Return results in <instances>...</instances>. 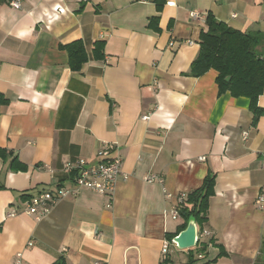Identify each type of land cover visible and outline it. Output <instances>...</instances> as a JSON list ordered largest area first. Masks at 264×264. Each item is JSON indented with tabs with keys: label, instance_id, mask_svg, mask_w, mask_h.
<instances>
[{
	"label": "crops",
	"instance_id": "0c3cea01",
	"mask_svg": "<svg viewBox=\"0 0 264 264\" xmlns=\"http://www.w3.org/2000/svg\"><path fill=\"white\" fill-rule=\"evenodd\" d=\"M162 1L157 10L152 0H0V264L17 254L19 264H256L264 90L255 119L248 99L219 95L214 70L197 78L189 70L208 14L264 33V0ZM76 41L87 55L78 71L63 48ZM108 142L123 164L112 194L81 190L44 218L21 213L26 196L70 189L63 165L96 166ZM13 161L25 169L12 170ZM151 175L162 182H147ZM207 175L208 248L178 250L169 237L186 224L170 211Z\"/></svg>",
	"mask_w": 264,
	"mask_h": 264
},
{
	"label": "trees",
	"instance_id": "16d2710c",
	"mask_svg": "<svg viewBox=\"0 0 264 264\" xmlns=\"http://www.w3.org/2000/svg\"><path fill=\"white\" fill-rule=\"evenodd\" d=\"M152 1L159 10L163 1ZM156 21V17L150 18L149 26L156 29ZM205 25L206 31L202 32L199 38L200 53L191 64L189 75L197 78L209 70H214L217 73L215 79L219 95L229 94L234 98L248 99L250 110L256 119L261 114L256 104L257 99L264 90V33L239 32L217 21L211 14L206 16ZM63 48L67 52L70 68L75 71L80 70L87 61L82 42L76 41ZM101 48V43L94 44L95 57L100 58ZM5 104L6 100L0 94V106ZM15 163V161L11 163L12 170L25 169L24 166ZM213 183L214 176L207 175L202 185L189 193L179 208V216L185 220L186 226L188 219L194 218L198 233L204 231L203 225L206 223L209 198L213 195ZM23 199L25 201L29 197L26 196ZM173 238L169 237V240ZM196 243V246L188 251L203 254L208 245L200 243V240ZM209 244H213V241H210ZM199 245L201 247L197 249ZM223 254L220 253V255ZM194 257L191 254L189 259L193 260ZM56 264H64V262L59 261ZM256 264H264V239H262Z\"/></svg>",
	"mask_w": 264,
	"mask_h": 264
},
{
	"label": "built area",
	"instance_id": "2783aa9c",
	"mask_svg": "<svg viewBox=\"0 0 264 264\" xmlns=\"http://www.w3.org/2000/svg\"><path fill=\"white\" fill-rule=\"evenodd\" d=\"M170 4L173 5L171 2L168 3V5ZM11 6L14 8H19V4L16 1H12ZM190 17L192 19H198L199 15L196 13H191ZM189 44L192 43L189 42ZM146 118L147 117H144L143 119L145 120ZM246 137V133H243L244 140ZM115 149L116 147L113 143H102L99 150L97 151V155L102 159V161L96 166H88L82 159H79L73 163H65L63 165V169L72 173L73 186L70 189L58 187L52 191H43V193L40 192L34 197H29V199L24 202L21 213L34 216L36 219L41 217L44 218L55 202L57 203L58 200L67 197H74L81 190L90 191L99 195L112 194L118 177L121 175V166L123 165L119 156L112 155ZM200 160H204V158L202 157ZM262 170H264V165L262 166ZM155 180L160 183L162 182L161 179L153 175H151V177H146L147 182H153ZM185 199L186 195L183 193H180L177 196V204L172 208L169 216L173 220H177L180 217L179 208L184 203ZM255 206L260 211L264 210V185L261 187L259 194L256 197ZM16 214L17 211H11L8 216H15ZM205 236H208V232L206 231L197 233V242ZM166 248L167 247L164 246V252ZM20 259L21 255L17 254L14 264H19Z\"/></svg>",
	"mask_w": 264,
	"mask_h": 264
},
{
	"label": "water",
	"instance_id": "95a60500",
	"mask_svg": "<svg viewBox=\"0 0 264 264\" xmlns=\"http://www.w3.org/2000/svg\"><path fill=\"white\" fill-rule=\"evenodd\" d=\"M197 233L198 230L194 218L190 217L186 228L172 239V244H174L178 250L182 251L193 249L197 244Z\"/></svg>",
	"mask_w": 264,
	"mask_h": 264
}]
</instances>
